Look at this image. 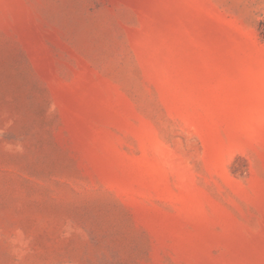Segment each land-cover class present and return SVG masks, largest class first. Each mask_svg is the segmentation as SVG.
<instances>
[{
  "label": "rangeland",
  "instance_id": "obj_1",
  "mask_svg": "<svg viewBox=\"0 0 264 264\" xmlns=\"http://www.w3.org/2000/svg\"><path fill=\"white\" fill-rule=\"evenodd\" d=\"M264 0H0V264H264Z\"/></svg>",
  "mask_w": 264,
  "mask_h": 264
},
{
  "label": "trees",
  "instance_id": "obj_2",
  "mask_svg": "<svg viewBox=\"0 0 264 264\" xmlns=\"http://www.w3.org/2000/svg\"><path fill=\"white\" fill-rule=\"evenodd\" d=\"M261 24H262V26H263V25H264V22H262ZM262 33H263V35H264V30H263V29H262Z\"/></svg>",
  "mask_w": 264,
  "mask_h": 264
}]
</instances>
